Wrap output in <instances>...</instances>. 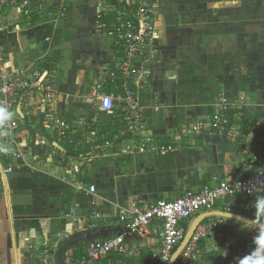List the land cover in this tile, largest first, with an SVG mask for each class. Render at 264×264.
<instances>
[{
    "label": "crops",
    "instance_id": "obj_1",
    "mask_svg": "<svg viewBox=\"0 0 264 264\" xmlns=\"http://www.w3.org/2000/svg\"><path fill=\"white\" fill-rule=\"evenodd\" d=\"M156 5V36L131 59L133 72L124 77L125 52L103 24L111 14L103 0H0L1 75H52L57 119L87 138L76 150L35 110L36 96L29 100L14 133L16 154L0 159V264H32L44 247L54 261L57 246L72 239L64 255V264H71L78 244L86 254L92 230H103L94 239L123 233L126 252H110L100 264H152L160 249L159 222L145 234L128 233L113 224L122 211L245 178L264 166V0ZM30 16L37 17L32 24ZM95 92L123 95L125 107L102 112ZM221 98L231 113L228 125L188 134L196 122L208 121ZM128 104L142 118L138 130L123 122ZM255 193L248 205L226 196L181 222L188 229L197 215L212 213L199 223L216 225L200 244L198 264H240L254 252L256 227L215 212L249 219L237 210L264 208L258 206L264 191Z\"/></svg>",
    "mask_w": 264,
    "mask_h": 264
},
{
    "label": "built area",
    "instance_id": "obj_2",
    "mask_svg": "<svg viewBox=\"0 0 264 264\" xmlns=\"http://www.w3.org/2000/svg\"><path fill=\"white\" fill-rule=\"evenodd\" d=\"M106 11L113 14V21L110 25L111 33L115 43L125 52V57L120 66L124 77H129L133 70L128 69V64L136 55L143 54L155 38L154 15L157 0H103ZM129 70V71H128ZM53 80L49 73H33L24 75L21 72H14L8 76L0 72V108L10 114L3 118L0 113V159L9 161L16 154L17 136L14 133L18 130L17 112L18 100L26 96V105L29 100L34 99L35 110L40 112L50 130L60 139L65 140L76 150L85 145L87 138L84 135H76L75 131L64 123L60 122L55 115L53 103ZM127 97L133 101V92L126 90ZM99 96L97 107L102 112H111L115 106L125 104L126 98L102 93ZM116 102V103H115ZM122 118L123 122L134 129L143 126L139 111L134 105H127ZM230 117L227 111V104L221 98L216 110L208 121H199L186 129L188 134L200 132L204 129H224ZM147 143L146 139L141 147ZM95 147V146H94ZM95 149V148H94ZM93 153L88 154V161H92ZM264 189V166L254 174L241 179L231 181L221 180L214 186L205 187L200 191L187 190L172 200L158 199L143 208L122 211L114 225H121L124 231L134 234H145L148 227L154 222L156 226L160 249L153 254L152 260L162 264H168L175 247L182 241L185 230L181 222L188 220L200 211H209L215 202L226 196L251 195ZM94 190V186L90 187ZM215 223H202L195 229L190 241L182 249L175 264H194L197 257V241L212 235ZM264 229L255 228L251 233L252 238L259 237ZM123 233L113 238L91 239L86 247V254L81 258L71 261V264H100V259L110 252H126L122 244ZM264 243V240L261 241ZM32 264H54L53 253L47 248H42L32 261Z\"/></svg>",
    "mask_w": 264,
    "mask_h": 264
},
{
    "label": "trees",
    "instance_id": "obj_3",
    "mask_svg": "<svg viewBox=\"0 0 264 264\" xmlns=\"http://www.w3.org/2000/svg\"><path fill=\"white\" fill-rule=\"evenodd\" d=\"M36 19H37V17L30 16L29 23L32 24ZM102 20H103V24L107 27V29L109 31H111L109 27H110V25H111V23L113 21L112 14H106L105 16H103ZM44 65H45V67H46L47 70H52V67H51V65L49 63L44 64ZM117 82H118L117 81V78H114L112 80V85L116 84V87H117L116 89L118 90L119 93H121L122 92V88L119 87V85L117 84ZM121 96H123V95H121ZM26 99H27L26 96L23 95L18 100V102H19V105H18L19 112H17V116H19L20 119H19V121L17 120V125L21 124L22 118H23V116H25L24 113L29 111V107L26 105ZM120 107L123 108V107H125V105L124 104H121ZM228 115L230 117V115H231L230 111H228ZM27 117H28L29 121H32L33 118L31 116H27ZM99 130L101 132H103V133L109 132L108 129H104V128H100ZM76 136L77 135H72V136H70V138L74 139V138H76ZM67 145L68 144L66 142L63 144L64 147H67L68 148L69 146H67ZM261 191H264V189L261 190ZM255 194L256 193H253V194L248 195V196H246V195H239L237 198H238V201H241L242 204L248 205L249 202H251V200L254 198ZM237 213H239V214H241V215H243V216H245V217H247V218L255 221L256 223L264 224V208L255 207L253 209H249V212L237 210ZM183 228L186 231L187 226L185 225V227H183ZM221 231H222L223 235H227V232H228L227 231V228H223ZM204 239H206V238L199 239L197 241V243H196L197 244V254H198V251H199V248H200V244H201V242ZM83 248H84V246L82 245V243L81 244H78L75 247V249L73 250V255L75 257L81 258L83 256V253H82L84 251ZM175 248H174V250H175ZM150 262H152V264H162V263L157 262V261L156 262L155 261H150ZM194 264H198V258L197 257L194 260Z\"/></svg>",
    "mask_w": 264,
    "mask_h": 264
},
{
    "label": "water",
    "instance_id": "obj_4",
    "mask_svg": "<svg viewBox=\"0 0 264 264\" xmlns=\"http://www.w3.org/2000/svg\"><path fill=\"white\" fill-rule=\"evenodd\" d=\"M216 214L218 215H221V216H226V217H236V218H240L242 220H244L246 223L256 227V228H261V229H264V224H261V223H256L252 220H249V219H246L242 216H239V215H235V214H232V213H226V212H215ZM212 213H208V214H200V215H197L191 222L190 226L188 227V229L186 230L185 234H184V237L182 239V241L178 244V246L175 248V250L173 251L170 259H169V262L168 264H175L176 260L178 259L182 249L186 246V244L190 241L195 229L197 228V226L199 225L200 221L202 218L208 216V215H211ZM92 233H94L92 236L94 237H97L99 236L100 234L103 233V230H100L99 232H96V230H92ZM79 235V238L76 240L79 241V239H81L82 235L81 234H78ZM90 238L89 240L91 239H94V238ZM89 238V237H88ZM75 244V242L70 239V240H64L63 242H61L56 250H55V253H54V264H64V255H65V252L66 250L69 248V247H72L73 245Z\"/></svg>",
    "mask_w": 264,
    "mask_h": 264
},
{
    "label": "clouds",
    "instance_id": "obj_5",
    "mask_svg": "<svg viewBox=\"0 0 264 264\" xmlns=\"http://www.w3.org/2000/svg\"><path fill=\"white\" fill-rule=\"evenodd\" d=\"M0 113L3 114V118H8L10 116V114L2 108H0ZM258 206L264 207V201L260 202ZM262 240H264V233L257 237L256 243L258 247L254 250L252 254L247 257H244L240 261V264H245V261H247V264H264V243H261Z\"/></svg>",
    "mask_w": 264,
    "mask_h": 264
}]
</instances>
